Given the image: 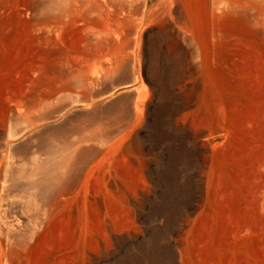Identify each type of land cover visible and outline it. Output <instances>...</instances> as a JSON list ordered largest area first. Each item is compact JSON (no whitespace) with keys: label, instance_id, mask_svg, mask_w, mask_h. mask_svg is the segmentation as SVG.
Masks as SVG:
<instances>
[{"label":"rangeland","instance_id":"1","mask_svg":"<svg viewBox=\"0 0 264 264\" xmlns=\"http://www.w3.org/2000/svg\"><path fill=\"white\" fill-rule=\"evenodd\" d=\"M116 2L42 43L69 0H13L12 52L0 14V263L264 264V0Z\"/></svg>","mask_w":264,"mask_h":264},{"label":"bare ground","instance_id":"2","mask_svg":"<svg viewBox=\"0 0 264 264\" xmlns=\"http://www.w3.org/2000/svg\"><path fill=\"white\" fill-rule=\"evenodd\" d=\"M26 1V0H25ZM67 1V0H66ZM110 1V0H109ZM113 1H115V0H113ZM119 1V0H118ZM122 0H120V2H121ZM127 1V0H126ZM12 2H13V0H11L9 3L8 2H6V3H4V5H2L1 6V8H0V14L1 15H4V17H5V20H4V22L2 21L1 23H2V25H1V28H2V30H1V36H2V38H4L5 39V42L7 41V43H8V47L6 48L5 47V45L6 44H4V50L5 51H3V52H7V51H11L12 52V50H14V43L15 42H17V41H15V30L17 29L16 28V26H15V23H16V21L19 19H21V17L24 15V12L25 11H29V10H31V6L29 5V3H26V4H24V3H22L23 4V6H22V8L20 9V11H18L16 14H15V11H13L11 14H10V18H11V20H9L8 19V22H7V16H6V14H5V11H7V9H8V7L9 6H11V4H12ZM30 2V1H29ZM119 2V3H120ZM130 2V1H129ZM107 3V0H69V3H68V5H67V7H69L68 8V18H67V20H65L64 22H58V20H57V22H58V24L55 26V27H53L54 29H52L51 31H50V34L51 35H49V36H51V37H48V35L47 36H44V34L46 33L45 31H46V28L45 27H39V32L40 33H38V31H37V33L39 34L38 35V38H39V40L42 42V43H45L46 41H50V40H58V38H64L65 36H67L68 37V34H67V32H68V29H69V27L70 26H73L74 25V23H77V22H82L83 23V26L85 27V28H90L91 27V30H92V27H93V22H91V20H89L87 17L88 16H90L92 13H94V9H98L99 11H102L103 12V6L101 7V5H104V4H106ZM116 3H118V2H116ZM118 3V4H119ZM127 3V2H126ZM125 3V4H126ZM132 3V2H131ZM134 3H135V0H134ZM124 4V5H125ZM138 4V3H137ZM116 5V4H115ZM120 5V4H119ZM124 5H121V6H123L124 7ZM131 5V4H130ZM238 6H240V5H238ZM237 6V7H238ZM120 7V6H119ZM123 7H121V8H123ZM130 7V6H129ZM136 7V6H135ZM105 8H107L106 6H105ZM120 8V9H121ZM11 9H13V8H11ZM117 9V8H116ZM119 9V8H118ZM134 9V8H133ZM63 11H64V9H62ZM109 9L107 8V11H108ZM67 11V10H66ZM106 11V10H105ZM96 12V11H95ZM111 12V11H110ZM124 12V11H123ZM28 13V12H27ZM100 13V12H99ZM55 15H56V13H55ZM119 15V14H118ZM53 16V15H52ZM18 17V18H17ZM57 17V16H56ZM3 18V17H2ZM17 18V19H16ZM118 18H119V16H118ZM14 19H16L14 22H13V20ZM65 19V18H64ZM63 19V20H64ZM33 20V19H32ZM9 21H10V24H13L11 27V31L9 30V32H10V34H9V32H8V30L6 29V26H7V24L9 23ZM47 21V20H46ZM52 21H54V20H52ZM31 22V21H30ZM33 22V21H32ZM49 22V21H48ZM114 22V21H113ZM38 23H39V21H38ZM46 23V22H45ZM44 23V24H45ZM50 24V23H49ZM46 25H47V23H46ZM51 25V24H50ZM77 25V24H76ZM82 25V24H81ZM31 27H34V24L33 23H31V25H30ZM45 26V25H44ZM51 26H54V25H51ZM51 26H50V28H51ZM120 27V26H119ZM119 27H117V29L119 28ZM36 28V27H35ZM49 28V27H48ZM47 28V29H48ZM50 28H49V30H50ZM74 28V27H73ZM77 28V27H76ZM93 29H94V27H93ZM31 30V29H30ZM29 30V31H30ZM34 30V29H33ZM36 30H38V29H36ZM49 30H47L48 32H49ZM90 30V31H91ZM114 30V29H113ZM120 30V29H119ZM28 31V32H29ZM70 31V30H69ZM121 31H123L122 29H121ZM26 32V31H25ZM52 32V33H51ZM72 32V31H71ZM27 33V32H26ZM31 33V32H30ZM74 33V32H73ZM125 33V32H124ZM128 33V32H127ZM123 34V33H122ZM70 35H72L71 33H70ZM81 35V34H80ZM28 36V35H27ZM37 36V35H36ZM29 37V36H28ZM33 37H34V35H33ZM83 37V36H82ZM87 37H90V36H87ZM35 38V37H34ZM69 39V38H68ZM88 39V38H87ZM28 40V39H27ZM20 41V40H19ZM88 41H89V39H88ZM4 42V43H5ZM20 42H22V41H20ZM25 42V41H24ZM56 42V41H55ZM90 42V41H89ZM17 44V43H16ZM27 44V43H26ZM48 44V43H47ZM44 45H46V44H44ZM51 45H53V44H51ZM51 45H50V47H51ZM3 46V45H2ZM24 46V45H23ZM43 46V45H42ZM42 46H40V47H42ZM47 46V45H46ZM53 46H55V45H53ZM48 47V46H47ZM59 47V46H58ZM57 47V48H58ZM2 48V47H1ZM20 48V47H19ZM18 48V49H19ZM46 48V47H45ZM54 48H56V47H54ZM60 48V54H58V56H56V58H55V63H54V67H52V68H50L49 69V71L50 72H52L51 74H54V73H56V75L57 74H61V68L59 67V65L57 66V64H59V62H60V60L62 59V57H63V54H62V52H63V50H61L62 49V47H59ZM17 48H16V50H18ZM16 50H15V52H16ZM29 50V49H28ZM46 50V49H45ZM54 50V49H53ZM25 51V50H24ZM43 51V50H42ZM50 51V50H49ZM57 51V50H56ZM10 52V53H11ZM16 53H18V52H16ZM6 54V53H5ZM44 54H46V53H44ZM55 54V53H54ZM26 55V54H25ZM15 56V55H14ZM43 56V55H42ZM54 56V55H53ZM11 57V56H10ZM18 57V56H17ZM39 57V56H38ZM49 57H51L52 58V56H49ZM65 57V56H64ZM67 57V56H66ZM15 59V58H14ZM17 59V58H16ZM52 59H54V58H52ZM37 60V59H36ZM14 61V60H13ZM45 61V60H44ZM39 63V62H38ZM41 63V62H40ZM63 64V63H62ZM31 65V64H30ZM61 65V64H60ZM78 65V64H77ZM50 66H51V64H50ZM66 67V66H65ZM72 67V66H71ZM76 67V66H75ZM73 68V67H72ZM34 69V71H36V73H38V76H36V78H33L32 77V79H29L28 81H27V83H25V85H22V89H18V88H15L16 90H12V92L10 93V95L9 96H7L6 97V99H5V103H6V105H5V113H4V119H3V121L1 122L2 124V130H4V128H5V124H6V121H7V119L8 118H10L11 116H17V117H23V118H27L28 119V117H29V115L32 113V110H33V107L35 106V102H36V100H34L35 99V96H34V92H33V90H35L34 88L36 87V86H43L44 85V87H45V85L46 84H48V83H51L50 81H51V79L46 75V70H44V65L43 64H41V65H35V67L33 68ZM67 69V68H66ZM78 69V68H77ZM77 69L75 70L74 69V73H75V71H76V74H74V76L75 77H77L78 75V77H77V79L79 80V82H80V85H82V86H84L85 87V85H87L88 83H90V81H88L87 80V78L84 76V75H82L81 77H80V74L78 73V71H77ZM64 71H65V68L63 69ZM69 70H71V69H69ZM84 70V69H83ZM79 72H80V70H79ZM84 72V71H83ZM15 74H16V71L14 72ZM48 73V72H47ZM70 73V71L68 72V74ZM12 74H13V72H12ZM65 74V73H64ZM35 75V74H34ZM59 76V75H58ZM70 76V75H69ZM57 77V76H56ZM62 77V76H61ZM55 78V77H54ZM64 78V77H63ZM50 80V81H49ZM64 80V79H63ZM87 80V81H86ZM53 81V80H52ZM77 82V81H76ZM64 85V84H63ZM49 86H50V84H49ZM54 87V86H53ZM65 87V86H64ZM63 88V87H62ZM54 89V88H53ZM52 89V90H53ZM40 90V89H39ZM56 90V89H55ZM42 91V90H41ZM47 91V90H46ZM45 91V92H46ZM71 91V90H70ZM37 95V94H36ZM41 95V94H40ZM39 95V96H40ZM83 95V94H82ZM41 98V97H40ZM39 99V98H38ZM36 103H38V102H36ZM261 111V110H260ZM264 113V112H263ZM22 119V118H21ZM25 120V119H24ZM29 120V119H28ZM9 122V121H8ZM7 122V123H8ZM31 122V121H30ZM32 125V124H31ZM260 165H261V163H259ZM263 165V164H262ZM262 204V203H261ZM1 253V252H0ZM0 262H1V259H0ZM1 264V263H0ZM5 264H9L8 263V259H6L5 260Z\"/></svg>","mask_w":264,"mask_h":264}]
</instances>
